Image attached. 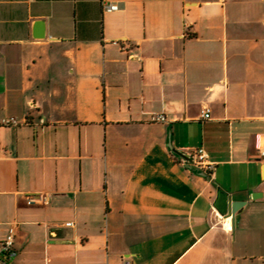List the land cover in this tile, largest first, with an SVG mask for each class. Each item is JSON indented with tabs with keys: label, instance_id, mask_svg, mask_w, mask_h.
Returning <instances> with one entry per match:
<instances>
[{
	"label": "crops",
	"instance_id": "obj_1",
	"mask_svg": "<svg viewBox=\"0 0 264 264\" xmlns=\"http://www.w3.org/2000/svg\"><path fill=\"white\" fill-rule=\"evenodd\" d=\"M262 151L264 0H0V264H264Z\"/></svg>",
	"mask_w": 264,
	"mask_h": 264
},
{
	"label": "built area",
	"instance_id": "obj_2",
	"mask_svg": "<svg viewBox=\"0 0 264 264\" xmlns=\"http://www.w3.org/2000/svg\"><path fill=\"white\" fill-rule=\"evenodd\" d=\"M103 8L106 12H113L118 10V6L112 3H103ZM202 118L207 120L210 119V112L206 110L202 113ZM166 117L163 115H154L152 117L153 122L165 123ZM4 125L16 124L14 119L5 120ZM261 156L264 157V152H260ZM193 165L204 169L205 171H212L213 164L209 160V156L203 147L196 149L194 152ZM1 254L7 258H14L18 252L14 248V229H11L7 240L1 245Z\"/></svg>",
	"mask_w": 264,
	"mask_h": 264
},
{
	"label": "water",
	"instance_id": "obj_3",
	"mask_svg": "<svg viewBox=\"0 0 264 264\" xmlns=\"http://www.w3.org/2000/svg\"><path fill=\"white\" fill-rule=\"evenodd\" d=\"M238 208H239L238 205L231 204L230 209H229V212H228V216L229 217L234 216L235 213L237 212Z\"/></svg>",
	"mask_w": 264,
	"mask_h": 264
}]
</instances>
